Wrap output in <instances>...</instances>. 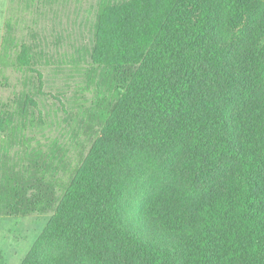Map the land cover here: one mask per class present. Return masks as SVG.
<instances>
[{
	"label": "trees",
	"instance_id": "obj_1",
	"mask_svg": "<svg viewBox=\"0 0 264 264\" xmlns=\"http://www.w3.org/2000/svg\"><path fill=\"white\" fill-rule=\"evenodd\" d=\"M67 2L1 37L0 214L50 213L20 264H264V0Z\"/></svg>",
	"mask_w": 264,
	"mask_h": 264
},
{
	"label": "rangeland",
	"instance_id": "obj_2",
	"mask_svg": "<svg viewBox=\"0 0 264 264\" xmlns=\"http://www.w3.org/2000/svg\"><path fill=\"white\" fill-rule=\"evenodd\" d=\"M95 3L96 0H68V2L65 3L66 6L64 11H66L67 15H71L70 18L73 19L74 13L72 12L79 10L81 15H86L89 17V20H92ZM10 7V0H0V43L4 31V22L8 16H12L11 18L15 22L16 33L18 34V36L23 35L27 39L31 38L30 29L42 32L40 31V29L52 25L50 14L48 16H41L33 8L31 10H24L14 14L15 12L13 11V9L10 10ZM68 18L69 17H66L64 13L62 14V17L60 19H62L66 25V20ZM85 26L83 30H85ZM66 28L69 32H72L73 30L75 32L78 31V29L74 28V26L68 25ZM48 32L46 33L47 35H49ZM47 42L51 46L53 43V36H48ZM62 43L64 45L61 46L58 50L70 51L68 44L73 42L64 40ZM7 71L8 79L6 81V84L1 85L0 83V98H7L13 94V91H17L22 88V84L19 81V79L21 78L20 73L14 71L12 72L9 70ZM43 72L46 78L43 88V90L46 91L47 94L45 104H48V107L50 108V113L52 115L51 118L53 120H59V117L54 114L55 101L52 98V95H57L58 88H60L61 86H63L64 89H67V86L63 85L64 79L61 77V75H58V73L53 71L52 68H44ZM70 81L71 80H69V84ZM61 130L63 129H60L59 126L52 127V133L50 135L52 137L57 136L59 138V141H63L65 139L62 138L63 135H60ZM67 155L69 160L75 162L81 157L82 154L78 153L77 148L71 147ZM49 216V212L37 213L28 217L0 214V253L2 256V264L21 263L25 255L30 250L32 244L42 231L43 227L45 226Z\"/></svg>",
	"mask_w": 264,
	"mask_h": 264
}]
</instances>
